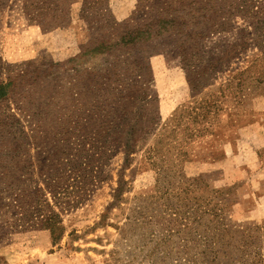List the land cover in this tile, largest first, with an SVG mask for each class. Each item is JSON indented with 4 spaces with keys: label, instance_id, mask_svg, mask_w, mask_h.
Wrapping results in <instances>:
<instances>
[{
    "label": "rangeland",
    "instance_id": "rangeland-1",
    "mask_svg": "<svg viewBox=\"0 0 264 264\" xmlns=\"http://www.w3.org/2000/svg\"><path fill=\"white\" fill-rule=\"evenodd\" d=\"M0 264H264V0H0Z\"/></svg>",
    "mask_w": 264,
    "mask_h": 264
}]
</instances>
